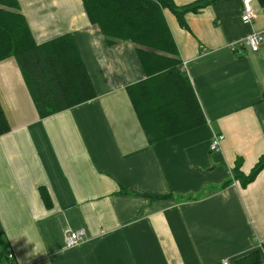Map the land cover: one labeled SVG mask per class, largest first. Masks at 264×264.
<instances>
[{
  "label": "crops",
  "instance_id": "1",
  "mask_svg": "<svg viewBox=\"0 0 264 264\" xmlns=\"http://www.w3.org/2000/svg\"><path fill=\"white\" fill-rule=\"evenodd\" d=\"M17 1L37 44L72 37L96 96L40 119L15 61L0 62V264H237L264 247V169L233 179L264 160V40L230 48L264 36L256 0L250 24L242 0L186 14L188 29L164 10L204 123L152 145L126 91L144 78L135 46L107 45L81 0ZM68 230L86 240L66 248Z\"/></svg>",
  "mask_w": 264,
  "mask_h": 264
},
{
  "label": "trees",
  "instance_id": "2",
  "mask_svg": "<svg viewBox=\"0 0 264 264\" xmlns=\"http://www.w3.org/2000/svg\"><path fill=\"white\" fill-rule=\"evenodd\" d=\"M216 1L219 0H196L177 6L173 0H81L89 23L98 28L107 45L130 42L135 46L144 78L126 91L151 145L204 123L192 85L181 69L164 10L175 17L181 28L188 29L185 15L198 13ZM256 1L264 15V0ZM10 58L19 68L40 119L96 96L72 37L63 35L37 44L18 1L0 0V62ZM9 131L0 105V136ZM263 169L264 160H260L247 176L235 170L233 179L245 187ZM41 194L48 206L47 196L42 190ZM237 264H264V247Z\"/></svg>",
  "mask_w": 264,
  "mask_h": 264
},
{
  "label": "built area",
  "instance_id": "3",
  "mask_svg": "<svg viewBox=\"0 0 264 264\" xmlns=\"http://www.w3.org/2000/svg\"><path fill=\"white\" fill-rule=\"evenodd\" d=\"M254 11L252 7V0H242V15L241 20L245 24H250L253 21ZM264 36L261 33H252L248 35L239 44H231V50L235 51L237 46H243L256 52L259 50L261 44L263 43ZM223 140V135L213 134L212 140L210 142L209 151L212 154H217L221 151V143ZM64 242L66 248H73L81 244L86 240V235L83 230H68L65 233ZM11 257V255H9ZM221 264H229L226 260L222 261Z\"/></svg>",
  "mask_w": 264,
  "mask_h": 264
}]
</instances>
